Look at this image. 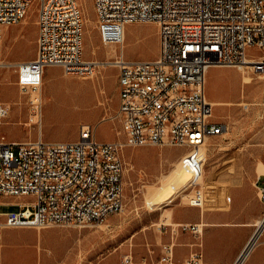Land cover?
Listing matches in <instances>:
<instances>
[{"label":"built area","instance_id":"1","mask_svg":"<svg viewBox=\"0 0 264 264\" xmlns=\"http://www.w3.org/2000/svg\"><path fill=\"white\" fill-rule=\"evenodd\" d=\"M33 1L0 0V39L4 28L26 17ZM91 2L100 44L118 49L115 58L103 65L117 69L119 104L114 119L119 121L124 140L98 142L95 127L90 125L80 126L78 139L71 142L45 143L41 137L10 142L0 137V207L4 197L17 200L15 211L0 212V232L55 225L84 228L120 213L124 207L123 148H183L177 160L187 177L182 193H188V206L202 208L205 157L201 147L226 131L206 98V73L225 66L264 74V0ZM134 23L157 26L158 53L153 60L124 59L125 28ZM36 27L34 58L10 65L19 90L29 94L31 115L41 111L44 69L56 67L65 76L85 79L102 68L83 57L78 0H40ZM100 28H108V35L99 36ZM6 114L0 108V115ZM254 185L264 205V178L259 175ZM174 199H168V204ZM260 226L262 232L264 217ZM177 228L200 233L199 225ZM260 234L254 241L253 236L245 252ZM173 247L172 242L162 246L166 264H176ZM121 264H135L133 256L124 255ZM140 264L159 263L143 258ZM183 264L202 263L194 254Z\"/></svg>","mask_w":264,"mask_h":264},{"label":"rangeland","instance_id":"2","mask_svg":"<svg viewBox=\"0 0 264 264\" xmlns=\"http://www.w3.org/2000/svg\"><path fill=\"white\" fill-rule=\"evenodd\" d=\"M39 2L34 0L26 17L10 26L0 39V62L7 64L0 67L1 108L7 110L6 115L0 116V137L10 142L35 141L39 137L45 143L71 142L80 126L90 125L95 127L98 142H123L119 121L114 119L118 107L117 85H112L111 78L117 71L114 67H105L103 85H77L76 81L42 85L40 125L28 124L29 94L19 90L16 73L10 65L15 64L13 60L28 61L35 56ZM78 5L83 16L84 59L113 60L115 55L108 56L109 48L100 44L91 0H78ZM123 47L126 60H153L158 53L157 26L153 23L127 25ZM242 72H245L244 78ZM56 75L53 70L52 77ZM206 77V98L222 103V107L214 106L213 114L225 125L226 131L201 147L205 157L204 205L226 211L232 220H239L250 209L251 193L256 190L254 183L260 175L257 168L260 164L264 166V74L252 75L236 67L219 66L208 69ZM183 152V148L167 146L123 148L124 207L108 218L113 219L110 227H106L107 219L84 228L55 225L40 229H3L0 264H43V261L45 264H95L113 251L98 250V244L112 242L119 246L134 242L148 218H153L151 229H157L159 211L176 202L187 205V192L168 204L167 200L173 199L176 193L166 191V185L149 189L157 185L160 176L169 177L170 181L182 173L177 160ZM186 181L184 177L176 188L183 187ZM163 193L165 196L154 203V197ZM146 202L155 205V209L150 211ZM15 210L8 205L0 207L2 213Z\"/></svg>","mask_w":264,"mask_h":264},{"label":"crops","instance_id":"3","mask_svg":"<svg viewBox=\"0 0 264 264\" xmlns=\"http://www.w3.org/2000/svg\"><path fill=\"white\" fill-rule=\"evenodd\" d=\"M8 30L9 27L4 28L2 34ZM25 61L26 59H16L11 62ZM53 70L57 73L55 77H52ZM104 70L105 67L99 68L93 77L79 79L69 76L63 77L59 68L49 67L43 71L42 85H62L60 81H76L77 85H103ZM111 78L112 85H118L117 71L111 75ZM116 98L119 104L118 91ZM77 139L78 135L73 141ZM16 202V199L4 197L1 200V207L3 205L15 207ZM154 209L153 207L149 210L153 211ZM263 217L264 205L260 202L257 191L254 189L251 193L250 209L241 215L239 220H232L226 211L211 209L204 204L202 208H197L180 202L172 203L168 208L159 211V227L155 230L151 229L153 218H148L142 232L135 238L134 242L131 241L129 244L119 246L112 242L98 244V250L113 251L99 259L95 264H121L122 257L126 254L133 256L135 264H140L143 258L148 262L156 263L164 256L162 246L169 242L174 244L173 261L176 264H183L194 254L200 256L202 264H236L239 260L240 264H264V229L256 243L245 252ZM111 222L113 219H108L106 227H110ZM179 225H199L200 233L181 232L177 228ZM43 262V264L46 263V261Z\"/></svg>","mask_w":264,"mask_h":264},{"label":"bare ground","instance_id":"4","mask_svg":"<svg viewBox=\"0 0 264 264\" xmlns=\"http://www.w3.org/2000/svg\"><path fill=\"white\" fill-rule=\"evenodd\" d=\"M106 35H108V28H100L99 29V36H106ZM107 48H109V51L107 52V55L109 56V55H114L115 54V52H116V50H115V47L114 46H109V47H107ZM105 62H108V58H107V60H105ZM4 66H7V64H5L4 62H0V67H4ZM96 67H111V64H104L103 65V61H101V62H96ZM239 70L240 71H243L244 69L243 68H239ZM243 73V78L245 77V72H242ZM206 81H207V77H206ZM206 81H205V85H206ZM64 86H75V85H64ZM211 104H212V106L214 107V106H220V107H222L223 105H222V103L221 102H219V103H215V102H212L211 101ZM3 104H2V102H1V100H0V108H1V106H2ZM1 116V115H0ZM40 122H41V114H37V115H31L30 116V122H28V124L29 123H38L39 125H40ZM2 123V121H1V119H0V124ZM204 169V168H203ZM182 172V171H181ZM257 172H258V174H263L262 176H261V178H264V166L263 165H259L258 166V168H257ZM184 177H186V175L182 172L177 178H175V179H170V181H169V177L168 178H166V179H164L162 176H160L159 177V179H158V182H157V185L156 186H154V187H152V188H149V189H152V190H154V189H159V187L161 186V185H166L167 186V189H166V191H172V189H173V193H176V196L175 197H177L178 195H181L182 194V190H183V188H184V185H183V187L181 186L179 189H177L176 187L181 183V180L184 178ZM168 181V182H167ZM186 184V183H185ZM163 196H165V193H163V194H160V195H158V196H156V197H154V203H157V202H159V200H161V197H163ZM174 197V198H175ZM173 198V199H174ZM153 202V201H152ZM153 204H149V203H146V207L148 208V209H153ZM167 215V214H166ZM258 231H257V233H256V235L254 236V238H253V241L258 237V234H260V232H261V229H262V227L263 226H260V223H259V225H258ZM251 246V245H250ZM249 246V247H250ZM157 263H159V264H166V256L164 255V256H162L158 261H157Z\"/></svg>","mask_w":264,"mask_h":264}]
</instances>
